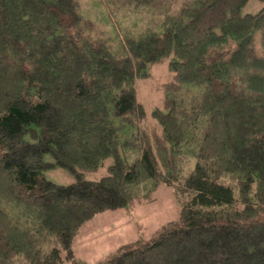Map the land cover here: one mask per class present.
Segmentation results:
<instances>
[{
    "label": "trees",
    "instance_id": "obj_1",
    "mask_svg": "<svg viewBox=\"0 0 264 264\" xmlns=\"http://www.w3.org/2000/svg\"><path fill=\"white\" fill-rule=\"evenodd\" d=\"M246 1L0 0V264H87L82 226L160 184L177 217L96 264H264V0ZM165 59L148 124L136 80Z\"/></svg>",
    "mask_w": 264,
    "mask_h": 264
},
{
    "label": "rangeland",
    "instance_id": "obj_2",
    "mask_svg": "<svg viewBox=\"0 0 264 264\" xmlns=\"http://www.w3.org/2000/svg\"><path fill=\"white\" fill-rule=\"evenodd\" d=\"M86 1V0H84ZM262 2L247 0L241 7V13H254L260 9ZM223 42L211 45L207 50L209 58L226 56L233 45L229 36ZM146 77L136 80L137 98L143 104L147 113V123H153L151 111L161 105L162 93L160 84L169 77L167 59L150 66ZM234 84H238L236 80ZM242 89V95L255 93L253 90ZM238 87V86H237ZM237 91L238 89L235 88ZM43 159L53 162L49 153L43 154ZM112 157L103 160V165L86 174L88 178L96 179L107 173V165ZM44 176L55 183L67 184L74 180V174L66 167L55 164L43 171ZM180 210L174 187L160 184L149 199L135 202L130 207L106 210L96 214L87 221L77 234L73 246L75 259L87 264H96L111 255L118 246L135 239H149L160 226L177 217ZM68 264V262H64Z\"/></svg>",
    "mask_w": 264,
    "mask_h": 264
},
{
    "label": "crops",
    "instance_id": "obj_3",
    "mask_svg": "<svg viewBox=\"0 0 264 264\" xmlns=\"http://www.w3.org/2000/svg\"><path fill=\"white\" fill-rule=\"evenodd\" d=\"M74 244H75V241H74V243H73V246H74Z\"/></svg>",
    "mask_w": 264,
    "mask_h": 264
}]
</instances>
